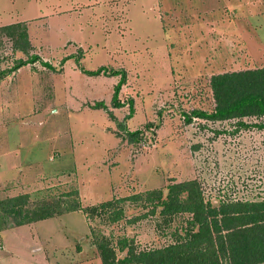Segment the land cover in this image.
Instances as JSON below:
<instances>
[{
    "label": "rangeland",
    "instance_id": "1",
    "mask_svg": "<svg viewBox=\"0 0 264 264\" xmlns=\"http://www.w3.org/2000/svg\"><path fill=\"white\" fill-rule=\"evenodd\" d=\"M15 21L27 24L35 46L28 38L24 52L0 32V71L8 70L0 79V200L27 193L35 203L77 189L87 206L166 193L190 179L213 205L264 198V128L186 120L193 110L212 111L211 75L264 66V0H0V27ZM101 65L125 73L120 106L111 99L119 75L81 70ZM97 101L116 120L93 108ZM125 128L144 130L130 141ZM123 207L114 224L77 210L1 225L0 264H102L89 225L138 248L159 247L189 217L132 220L150 205Z\"/></svg>",
    "mask_w": 264,
    "mask_h": 264
},
{
    "label": "trees",
    "instance_id": "2",
    "mask_svg": "<svg viewBox=\"0 0 264 264\" xmlns=\"http://www.w3.org/2000/svg\"><path fill=\"white\" fill-rule=\"evenodd\" d=\"M0 32L13 37L15 46L27 52L29 41L25 24H5L0 27ZM37 59L33 55L28 60H19L9 67V72ZM43 64L54 68L46 61ZM81 70L89 75H119L111 99L116 107L122 104L118 92L125 79L123 70L103 65ZM7 72L0 71V79ZM209 86L214 100L212 111L193 110L186 115L187 121L192 117L212 121L237 119L238 125L264 128V66L213 74ZM92 107L103 108L111 119L116 120L103 102L97 101ZM129 110L128 117L133 112L132 100ZM246 117L262 119L247 123L244 120ZM121 127L124 128L123 125ZM143 130L129 131L125 128L130 141L139 140ZM130 201L138 202L142 207L150 205L147 213L132 220L158 212L166 217L165 223H168L175 215L187 213L186 227L181 233L175 229L172 242L166 245L138 248L126 235H117L114 240L112 235L89 225L92 242L102 264H264V198L227 199L213 205L204 199L200 184L195 179L171 183L166 193L157 188L87 206L81 205L77 189L35 203H29L27 193L18 194L0 200V229L3 228L1 225L11 227L10 222L13 226L25 225L77 210L83 211L89 222L98 217L106 224H114L124 218L123 206Z\"/></svg>",
    "mask_w": 264,
    "mask_h": 264
},
{
    "label": "crops",
    "instance_id": "3",
    "mask_svg": "<svg viewBox=\"0 0 264 264\" xmlns=\"http://www.w3.org/2000/svg\"><path fill=\"white\" fill-rule=\"evenodd\" d=\"M15 22H18V21H15ZM10 23H14V22H10ZM7 24H9V23H7ZM2 25H5V24H2ZM1 26V25H0ZM26 26H27V24H26ZM27 28H28V26H27ZM27 32H28V38H29V41H30V43H31V45H33V46H35L33 43H32V39H31V37H30V35H29V30L27 29ZM34 223V222H33ZM33 223H31V224H33ZM26 225V224H25Z\"/></svg>",
    "mask_w": 264,
    "mask_h": 264
}]
</instances>
